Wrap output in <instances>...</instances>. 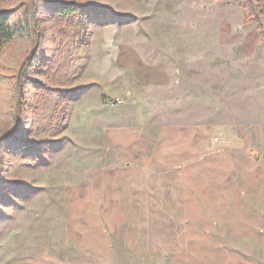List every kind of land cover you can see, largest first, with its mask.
I'll list each match as a JSON object with an SVG mask.
<instances>
[{"label":"rangeland","instance_id":"1","mask_svg":"<svg viewBox=\"0 0 264 264\" xmlns=\"http://www.w3.org/2000/svg\"><path fill=\"white\" fill-rule=\"evenodd\" d=\"M66 1L73 0H0V11L12 9L31 30L0 48V139L15 133L22 143L52 141L36 161L0 147V181L11 182L0 184V264H76L55 223L59 189L77 180L62 174L83 163V133L71 125L82 116L75 100L90 81L100 87L108 60L114 63L120 51L111 45L121 41L137 44L147 61L167 64L178 77L156 99L154 108L167 111L141 117L238 123L228 132L246 141L253 126L263 125L247 149L259 150L264 162V31L246 21V0H79L88 3L81 15L48 5ZM259 1L264 6L253 0L264 25ZM123 239L117 235L116 264H177L166 256H129ZM261 249L264 263V242Z\"/></svg>","mask_w":264,"mask_h":264},{"label":"crops","instance_id":"2","mask_svg":"<svg viewBox=\"0 0 264 264\" xmlns=\"http://www.w3.org/2000/svg\"><path fill=\"white\" fill-rule=\"evenodd\" d=\"M111 46L120 51L108 60L107 77L99 88L89 87L97 80L80 88L75 109L82 116L71 117L83 133V163L62 174L77 180L59 189L55 223L73 262L116 264L123 234L129 256L264 264V162L247 149L263 125L246 141L235 133L238 123L141 117L167 111L154 108L156 99L178 77L167 64L147 61L133 42Z\"/></svg>","mask_w":264,"mask_h":264},{"label":"trees","instance_id":"3","mask_svg":"<svg viewBox=\"0 0 264 264\" xmlns=\"http://www.w3.org/2000/svg\"><path fill=\"white\" fill-rule=\"evenodd\" d=\"M50 2V1H49ZM246 3L249 6L250 13L246 17V21L256 20L258 26L264 31V25L260 20L259 14L256 10V4L253 0H246ZM259 6L264 9L263 2L259 1ZM57 8L60 12L65 15H81L86 13L88 8V3L81 2L79 0L66 1L60 3H48ZM264 12V11H263ZM12 9H4L0 11V48L6 47L10 42L14 40H19L23 37H28L30 34V22L27 19H22L18 17L17 19L13 18ZM42 38V36H41ZM38 53L32 57L31 65L34 62L38 61ZM4 79V78H3ZM2 98V87L0 84V100ZM56 99H59L56 97ZM52 141L44 140V142H37L34 140H27L25 143H22L19 139V136L15 133H10L9 135L3 136L0 139V147L10 149L11 151L19 153H27L32 160L36 161L38 159H44L47 155L46 147L51 145ZM8 181H0L1 185H7ZM14 182H12L13 185Z\"/></svg>","mask_w":264,"mask_h":264},{"label":"water","instance_id":"4","mask_svg":"<svg viewBox=\"0 0 264 264\" xmlns=\"http://www.w3.org/2000/svg\"><path fill=\"white\" fill-rule=\"evenodd\" d=\"M252 154H253L255 157H259V156H260V152H259V150H254V151H252Z\"/></svg>","mask_w":264,"mask_h":264},{"label":"built area","instance_id":"5","mask_svg":"<svg viewBox=\"0 0 264 264\" xmlns=\"http://www.w3.org/2000/svg\"><path fill=\"white\" fill-rule=\"evenodd\" d=\"M118 102H121V100H120L119 98L113 99V100L111 101V103H118Z\"/></svg>","mask_w":264,"mask_h":264}]
</instances>
